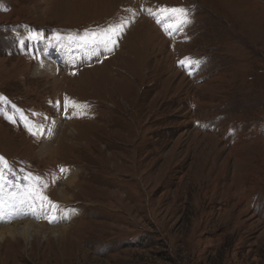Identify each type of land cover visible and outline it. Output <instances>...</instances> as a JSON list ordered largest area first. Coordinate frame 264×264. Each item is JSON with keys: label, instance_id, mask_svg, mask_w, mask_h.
Instances as JSON below:
<instances>
[{"label": "rangeland", "instance_id": "obj_1", "mask_svg": "<svg viewBox=\"0 0 264 264\" xmlns=\"http://www.w3.org/2000/svg\"><path fill=\"white\" fill-rule=\"evenodd\" d=\"M121 19L111 50L68 39ZM0 97V226L36 224L0 264H264V0H0Z\"/></svg>", "mask_w": 264, "mask_h": 264}, {"label": "snow or ice", "instance_id": "obj_2", "mask_svg": "<svg viewBox=\"0 0 264 264\" xmlns=\"http://www.w3.org/2000/svg\"><path fill=\"white\" fill-rule=\"evenodd\" d=\"M131 11V10H129ZM160 11L162 13H169L176 15L180 23L188 22L187 19V10L183 8H161ZM128 23L127 20L121 19L119 22L114 24H109L104 28H99L95 31H85L82 36L78 37H68V39H77L82 42L81 46L85 47H95L96 45H103L108 47L111 50V46H114L120 35L124 30V26ZM168 30L167 28L165 29ZM56 39L60 40L62 37L59 33L55 34ZM28 39L30 40H37L43 39V35L38 32H33L29 35ZM21 44L24 43L23 40L20 41ZM181 64H184L185 61H180ZM6 98L0 97V101H4ZM57 106H61V101L55 102ZM62 107L67 113V110L71 108L74 114L85 115L87 114L86 110L88 108L87 104L77 102L72 100L71 98L65 96L63 100ZM70 118V117H69ZM13 123L15 120L12 117H8ZM28 127V131L33 136H41L44 133L40 130L39 127L33 129V127L25 125ZM9 169L8 161L3 157L0 156V189L3 188L5 185L6 177L5 171ZM60 173L65 174L67 173L68 169L61 167L59 169ZM36 185L34 187H29L24 193V199H22L21 203H27L29 207L36 210L39 208L46 219L49 220V223H58L61 219L60 213L63 209L60 208L58 202L51 200L48 195L46 194V189L49 187L46 181H43L41 177H35ZM15 211V205L7 204L4 200L0 199V221L8 222L11 219V211Z\"/></svg>", "mask_w": 264, "mask_h": 264}, {"label": "bare ground", "instance_id": "obj_3", "mask_svg": "<svg viewBox=\"0 0 264 264\" xmlns=\"http://www.w3.org/2000/svg\"><path fill=\"white\" fill-rule=\"evenodd\" d=\"M56 124H57V122H56ZM68 183H69L70 186L71 185L73 186L74 182L72 180H70V182L68 181ZM63 196H65V195H63ZM63 199L67 200L68 197H63ZM65 202H67V201H65ZM22 214H24L26 216L28 215L26 213V211H25V207L18 214V217L21 216ZM11 218H12V216H11ZM16 221H19V222L14 223ZM16 221L11 222V224H9L8 226H7V224H3L2 223L5 226H3V225H2L3 227L0 226V238H5L6 235H9L10 237H12V239H15V238H18V237H21L24 240H28L29 239L30 229L32 227H34V225H36L35 222H33L31 220L20 221V219L16 220ZM3 230H5V232H2Z\"/></svg>", "mask_w": 264, "mask_h": 264}]
</instances>
